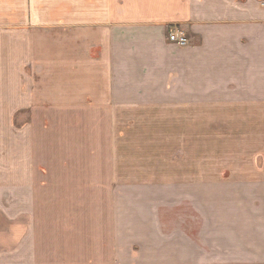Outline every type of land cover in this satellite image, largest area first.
I'll use <instances>...</instances> for the list:
<instances>
[{
  "label": "crops",
  "instance_id": "0c3cea01",
  "mask_svg": "<svg viewBox=\"0 0 264 264\" xmlns=\"http://www.w3.org/2000/svg\"><path fill=\"white\" fill-rule=\"evenodd\" d=\"M136 189L152 190L121 211ZM38 190L46 222L56 206L102 232L104 261L47 259ZM128 247L139 264H264V0H0V264H127Z\"/></svg>",
  "mask_w": 264,
  "mask_h": 264
},
{
  "label": "rangeland",
  "instance_id": "374dc122",
  "mask_svg": "<svg viewBox=\"0 0 264 264\" xmlns=\"http://www.w3.org/2000/svg\"><path fill=\"white\" fill-rule=\"evenodd\" d=\"M49 35H50L49 49H50V53H51V52H55L57 47H58L57 46V42H56V39L58 38V32L57 31H50ZM54 112L55 111H53V113ZM162 121L163 120L160 119V123L162 124L160 127H161V130H163L162 128H164L166 133L165 132H161L162 138L164 140L163 139L160 140V142H161L160 143V151L162 153H167V148H168L167 127H165L166 125H164L165 123L163 124ZM39 127H35V129L38 130ZM59 128L60 127L57 126V125L48 126V134H49V136H50V138L52 140V141L50 140V143H49V151H53L54 153L56 152V148H57V144H56V140L55 139L57 137V132H58ZM101 131H104V128H102L101 126H97V135H98V137H99V134H101L100 133ZM198 144L200 146V142H195L193 144L194 149L197 148ZM183 145H184V143H178V154H177L178 157L177 158L180 157V160L183 159V154H182V152L184 150ZM215 145H216L215 142L210 143V148H212V147L214 148ZM104 149H105V142L102 141V139H101L100 142L97 143V150L99 151V153L103 154L104 153ZM162 155L165 156V154H162ZM163 156L161 157L162 164H164L165 163L164 161L166 160ZM34 161H36V164H38V165L40 164V158H39L38 155L35 157ZM54 162H55V158H54ZM258 164H260V163H258ZM226 176H228V174H225V177ZM100 189H101L100 186H98V191L100 192V194L105 196L104 190H100ZM151 190H149V189L129 190L128 191L129 194L124 193L122 195V198H120L119 195H116L115 196L116 198L123 199V200L119 201L120 204L118 205V208L121 210V207H123L122 203H126L127 198H129V199L131 198L130 200L127 201L126 204H132V205L131 206H126V207L128 209H133L134 204L139 205L143 201L142 200V195L140 193L142 191L146 193V191H151ZM107 193H108V189H107ZM36 200H37V204H38V206H37V208H38V210H37V221L38 222L36 223V227H37L36 228V233H38V237H37L38 244H39V246L40 245L45 246L48 250H53L54 251V254H45V255H47L49 257V258H47L49 261L53 262V260L59 261V259L64 260V259H68V258L69 259L70 258H77L78 260L82 261V263H83V262L87 261L89 256L91 258L92 257L93 258L94 257L97 258V261H99V260L104 261V250L101 247L102 246L101 242L103 240H105V239H103L102 237L99 236L102 233L101 231L98 230L96 232L97 233V238L96 237H90L89 238L87 236L84 237L85 234H88V231H80V232L72 231L71 230L72 227L70 228V230H68L66 228L68 223H66V222H62V223H58L57 224L54 221V219L56 218V215H57L56 211H58L56 206L50 207V212H49V214H51V212H52V214H53L52 217L54 219L52 218V220H51V218H50V221L46 222V220H44V217H42L41 198H40V191L39 190L36 191ZM114 203H115V199H114ZM67 208L70 209V210H73V211L79 210V208L76 205H74V207H67ZM107 208H109V205H107ZM95 209L96 210H94V211H96V214L98 216H100L99 213H104V206L99 205V203H98V205H96ZM180 212L183 213V210L182 211L180 210ZM107 213H108V209H107ZM46 214L48 215L47 211H46ZM161 214H162V217H164L165 224H168V219H169V215H170L169 208L162 206ZM41 217L43 218V220H42ZM41 221H42V223H41ZM103 224L104 223H102V225ZM41 226H43V227H41ZM71 233H74L73 236H71ZM91 233H93V232L91 231ZM69 234H70L71 237H68ZM75 234H81V236L80 237L74 236ZM129 242H131V241H129ZM128 249H129V252H128V255H126L127 256V260H128L127 264H139V263H137V261H140V260L133 259V254L130 252L131 247H128ZM133 249L134 250H139V247H137L135 245V246H133L132 250ZM60 250H61V252H60ZM73 250H76V252L74 253ZM64 251H66V252H64ZM88 251H91V252H94V253L89 254ZM58 257H60V258H58ZM144 257H147V256H144Z\"/></svg>",
  "mask_w": 264,
  "mask_h": 264
},
{
  "label": "built area",
  "instance_id": "2783aa9c",
  "mask_svg": "<svg viewBox=\"0 0 264 264\" xmlns=\"http://www.w3.org/2000/svg\"><path fill=\"white\" fill-rule=\"evenodd\" d=\"M169 40L173 43H177L178 45L184 46L187 44V37L185 33L181 30H174L169 35Z\"/></svg>",
  "mask_w": 264,
  "mask_h": 264
}]
</instances>
